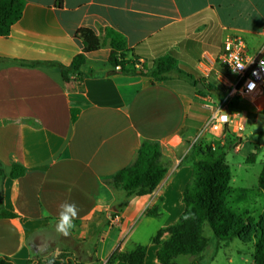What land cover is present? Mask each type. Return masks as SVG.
Listing matches in <instances>:
<instances>
[{"label": "crops", "instance_id": "0c3cea01", "mask_svg": "<svg viewBox=\"0 0 264 264\" xmlns=\"http://www.w3.org/2000/svg\"><path fill=\"white\" fill-rule=\"evenodd\" d=\"M24 1L22 18L0 37V210L16 214L0 217V256L15 264L43 260L39 242L53 234L61 250L93 264H126L110 260L140 245L147 247L144 264H160V245L153 240L185 211L183 193L193 173L186 158L210 116L202 99L226 97L215 58L227 36L258 41L248 45L251 53L264 45V0ZM107 27L125 37L137 63L171 55L185 74L159 82L144 74L113 73L109 47L87 54L80 74L69 81L46 66H69L83 52L78 29L103 36ZM199 79L209 86L200 87L202 92L193 85ZM237 100H229L228 110L249 118L244 132L257 115L237 110ZM145 140L160 143V163L168 173L152 194L127 197L108 182L133 164ZM230 140L226 136L222 144ZM15 163L25 173L13 179ZM69 207L75 216L67 213ZM62 214L72 222L67 235L57 230ZM255 241H216L214 254L206 259L207 250L202 261L235 264L239 258L255 264ZM180 257L178 264L196 259L190 255L181 263Z\"/></svg>", "mask_w": 264, "mask_h": 264}, {"label": "trees", "instance_id": "16d2710c", "mask_svg": "<svg viewBox=\"0 0 264 264\" xmlns=\"http://www.w3.org/2000/svg\"><path fill=\"white\" fill-rule=\"evenodd\" d=\"M60 5L61 2L59 1ZM25 8L24 0H0V37L10 34L13 25L18 22ZM104 35H98L90 28L77 30L76 38L81 40L83 52L77 54L69 66L57 62L46 63L48 67L58 69L64 80L69 81L70 75L80 74L81 68L87 61V54L96 52L104 47L110 48L109 64L113 73L120 74H144L153 81H165L169 79L167 73L171 67H164V62L169 57L157 60L156 67L146 70L140 68L135 59L134 51L127 46L125 37L112 28H105ZM174 59L172 67L177 66ZM117 67H120L118 70ZM179 74H185L178 69ZM189 77H194L188 74ZM199 92L200 87L208 88L202 79L195 80L193 84ZM201 85V86H200ZM241 100V98H237ZM77 112H73V120H76ZM161 145L159 142L145 140L137 151L133 164L110 178L108 184L115 191H124L127 197L132 195L146 196L152 194L168 173V168L160 163ZM193 176L183 193L185 211L179 222L158 232L154 243L160 245L157 251V259L160 264H178L179 256L191 255L196 257L191 264H204L202 255L211 246V240L205 236V227L208 226L217 243L230 241L235 238L248 243L252 239L246 237V233L254 225V218L244 219L228 206L230 196L232 172L226 162V153L213 156L210 160L193 159ZM0 172L2 165L0 163ZM25 168L20 164H13L11 178L23 176ZM258 185L264 189V166L258 178ZM154 211V210H153ZM153 211L149 214L154 215ZM1 218H15L16 214L5 209L0 210ZM254 233V262L264 264V219ZM164 234L167 239L162 240ZM219 248V247H218ZM217 248V249H218ZM93 253V252H91ZM147 253L146 246H137L129 253H116L112 261H122L126 264H144ZM216 253V252H215ZM90 259L91 256H88ZM91 262L97 261L90 259ZM0 264H15L8 257L0 256ZM28 264H93L88 260H78L73 257L57 256L42 261L31 259Z\"/></svg>", "mask_w": 264, "mask_h": 264}, {"label": "rangeland", "instance_id": "374dc122", "mask_svg": "<svg viewBox=\"0 0 264 264\" xmlns=\"http://www.w3.org/2000/svg\"><path fill=\"white\" fill-rule=\"evenodd\" d=\"M247 41L250 48L259 44L258 41L256 42L252 38L247 39ZM164 57L170 58L169 61L164 62V67H171L167 75H173L175 77L180 75L178 72L179 66L172 67L175 58L171 55L156 56L155 58H152L151 61L144 60L138 62V64L140 68L149 70L156 67L157 60ZM197 91L199 92L198 89ZM244 102L245 101L237 100L235 108L237 110H242L243 108V110L251 112L253 115H257L253 122L251 121L247 123L246 129L243 132L245 139L234 140V142L228 141L222 144V138L214 139V135L211 132H205L203 127L197 133L194 146L191 147L190 155H192L191 158H193L191 159L189 158L190 156H187L186 162L192 163L193 159L196 157V159L210 160L213 156H218L222 152L226 153V162L232 172V180L230 184L232 192L227 200L228 206L244 219L249 217L254 218V225L246 233V237H249L254 241V233L258 231L257 228L262 224L264 219V190L262 191L258 185V178L264 166V109L259 111L253 106L244 105ZM237 144H241L240 150L234 149ZM213 148L215 149L213 150ZM191 176H193V173ZM205 236L212 241L211 246L207 249V257L205 256L207 259L208 256L214 254V243L216 242V239L213 236L212 230L208 226L205 227ZM235 243L242 245L239 240H235ZM37 244L38 243H36V245ZM58 244V238L53 234H48L39 242V246L44 247L40 255L41 259H43L42 261H46L47 259L59 255L84 260L81 256L79 257L77 253L61 250ZM246 246H248V244H246ZM231 247L234 248L235 246L232 244ZM188 257H190V255L181 256V263H184L186 261L185 259ZM220 259L218 264L223 263V260L220 261ZM235 264L243 263L237 258Z\"/></svg>", "mask_w": 264, "mask_h": 264}, {"label": "built area", "instance_id": "2783aa9c", "mask_svg": "<svg viewBox=\"0 0 264 264\" xmlns=\"http://www.w3.org/2000/svg\"><path fill=\"white\" fill-rule=\"evenodd\" d=\"M262 61H264V45L255 53H251L244 38L232 35L224 39L222 49L215 58L218 67L215 74L217 81L227 89L226 97L220 102H216L211 96L202 99L204 108L210 111L204 131L211 132L215 139L229 136L235 141L238 140L244 124L249 119L247 116L243 117L228 110L229 100L232 97L244 99L254 107L262 109L264 105ZM250 83H254V87L250 88Z\"/></svg>", "mask_w": 264, "mask_h": 264}, {"label": "clouds", "instance_id": "9594fccd", "mask_svg": "<svg viewBox=\"0 0 264 264\" xmlns=\"http://www.w3.org/2000/svg\"><path fill=\"white\" fill-rule=\"evenodd\" d=\"M262 64H264V61L261 62ZM249 87H254V83H250ZM67 213H71L72 216H75V212L73 211V209L71 207H69L67 209ZM72 227V222L71 219L69 218V216L67 214H62L61 220H60V224L58 227V231L67 235V229Z\"/></svg>", "mask_w": 264, "mask_h": 264}, {"label": "water", "instance_id": "95a60500", "mask_svg": "<svg viewBox=\"0 0 264 264\" xmlns=\"http://www.w3.org/2000/svg\"><path fill=\"white\" fill-rule=\"evenodd\" d=\"M201 86V85H200ZM201 88H202V86H201Z\"/></svg>", "mask_w": 264, "mask_h": 264}]
</instances>
